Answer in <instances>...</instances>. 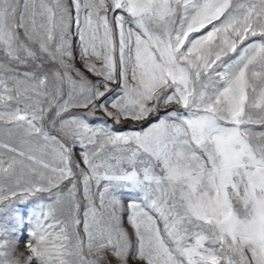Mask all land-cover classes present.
<instances>
[{
  "label": "snow or ice",
  "instance_id": "6c2138e0",
  "mask_svg": "<svg viewBox=\"0 0 264 264\" xmlns=\"http://www.w3.org/2000/svg\"><path fill=\"white\" fill-rule=\"evenodd\" d=\"M0 264H264V0H0Z\"/></svg>",
  "mask_w": 264,
  "mask_h": 264
},
{
  "label": "rangeland",
  "instance_id": "374dc122",
  "mask_svg": "<svg viewBox=\"0 0 264 264\" xmlns=\"http://www.w3.org/2000/svg\"><path fill=\"white\" fill-rule=\"evenodd\" d=\"M78 67H79V65H77ZM76 111H82V110H80V109H78V110H76ZM97 115H101L100 113H97Z\"/></svg>",
  "mask_w": 264,
  "mask_h": 264
}]
</instances>
